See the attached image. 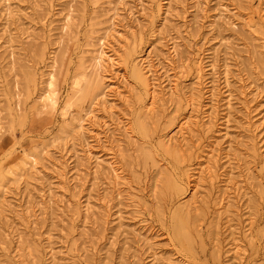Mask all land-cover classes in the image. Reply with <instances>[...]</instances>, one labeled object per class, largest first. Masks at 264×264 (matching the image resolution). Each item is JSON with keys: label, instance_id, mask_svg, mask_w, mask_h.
Returning a JSON list of instances; mask_svg holds the SVG:
<instances>
[{"label": "rangeland", "instance_id": "374dc122", "mask_svg": "<svg viewBox=\"0 0 264 264\" xmlns=\"http://www.w3.org/2000/svg\"><path fill=\"white\" fill-rule=\"evenodd\" d=\"M0 264H264V0H0Z\"/></svg>", "mask_w": 264, "mask_h": 264}, {"label": "bare ground", "instance_id": "6f19581e", "mask_svg": "<svg viewBox=\"0 0 264 264\" xmlns=\"http://www.w3.org/2000/svg\"><path fill=\"white\" fill-rule=\"evenodd\" d=\"M104 37H106V36H104ZM104 37H101L98 40V43H96L97 45L95 47V52L93 54H91L90 56H88L87 59H85L84 62H83L84 68L88 69V71H89V73L91 75H95L96 79L94 78V81H92L93 82L92 85L94 87H96V88H98L100 86V84H101V80H102L101 79V77H102L101 75L105 74V72L107 70L106 64L108 65V63H110L109 66L113 65V63L110 62L111 61V57L107 53L108 50H106L107 46H106V43L104 41ZM85 62H87V64ZM79 82H80V80H77V79L75 80L74 79L73 82H72V85L74 87H76L77 89H80L81 85H80ZM110 82H111V80H110ZM77 89H76V91H77ZM48 99L50 100V102L52 101L50 98H48ZM91 113H92L91 111L86 112V115H89ZM82 121L83 120H80L78 122L80 127H83V122Z\"/></svg>", "mask_w": 264, "mask_h": 264}]
</instances>
